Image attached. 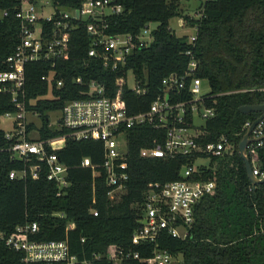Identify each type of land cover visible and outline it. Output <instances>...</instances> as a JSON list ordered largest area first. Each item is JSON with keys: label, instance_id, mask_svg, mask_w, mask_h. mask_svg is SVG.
I'll use <instances>...</instances> for the list:
<instances>
[{"label": "trees", "instance_id": "16d2710c", "mask_svg": "<svg viewBox=\"0 0 264 264\" xmlns=\"http://www.w3.org/2000/svg\"><path fill=\"white\" fill-rule=\"evenodd\" d=\"M111 1L121 6L122 12L104 18L106 34L136 36L146 24L154 23L152 42L132 53L116 70H106L100 59L88 56L92 44L86 31L88 21H73L67 59L56 62L54 68L49 62L25 67L26 108L36 112L41 120L40 125L30 123L28 130L38 131L40 139L67 135L68 131L50 125L49 114L58 113L68 101L82 98L86 84L92 81L101 84L106 97L116 99L128 115L145 112L159 94L163 80L170 74L184 72L189 62L186 52L192 50L198 61L195 76L209 85L213 97L204 104L214 110L197 141L206 145L224 136L233 151L211 158L207 168L200 169V177L193 176V180L214 181L216 188L195 208L187 237L174 239L163 234L156 245L171 254L175 264H264V183L252 188L238 152L244 124L259 116L242 114L239 109L264 105V0H214L204 4L199 18L185 14L181 7L182 2L189 4L192 0ZM81 2L54 0L62 11L76 9ZM18 5V0H0V72L8 69L6 59L19 42V23L14 17ZM4 11L8 12L6 17L1 16ZM174 18H180L189 28L196 26L194 48L186 37L176 36L169 28V21ZM49 71L55 72L50 97L46 96L49 86L42 80ZM128 72L144 94L136 95L130 90ZM58 81L62 84L57 87ZM14 110L11 95L0 90V121L3 114ZM187 121L192 123L190 115ZM165 133L164 129L148 125L127 130L129 180L125 192L113 202L107 196L105 174L98 168L103 161L100 142L67 138L61 149H46L68 168L69 186L60 190L56 183L47 180L44 165L37 180L29 175L22 180L9 179V173L20 171L24 163L11 159L9 142L0 128V235L8 236L16 227L34 223L37 231L30 239L37 243L65 242L69 254L76 257L75 264H111L97 256L117 249L138 254L140 259L151 257L155 244L131 242L140 225L147 185L179 180L183 167L193 161L139 156L141 149L162 145ZM257 155L256 165L264 173V141L257 148ZM84 159L97 167L95 178L90 168L79 166ZM34 162L32 158L27 166ZM23 256L0 239V264H25ZM121 264L144 263L129 258Z\"/></svg>", "mask_w": 264, "mask_h": 264}, {"label": "built area", "instance_id": "2783aa9c", "mask_svg": "<svg viewBox=\"0 0 264 264\" xmlns=\"http://www.w3.org/2000/svg\"><path fill=\"white\" fill-rule=\"evenodd\" d=\"M19 5L14 8V17L19 23V42L12 54L6 59L7 70L0 72V90L11 95V102L15 110L3 114L1 119L7 121L9 130L4 131L5 139L9 142L7 151L11 159L24 163L20 171H11L10 180H22L29 175L33 180L39 178L41 165L47 168V180L56 183L60 190L66 189L69 184L66 179L68 168L50 150L61 149L67 138L75 141L100 142L103 148V161L98 168L105 174L106 186L109 188L107 196L111 201H117L126 190L129 180L127 163L126 132L136 126H152L156 130L166 131L162 145L153 148H144L139 156L144 159H193L192 164L186 165L181 171V178L166 183H149L144 192L139 228L131 238L133 245L146 243L155 244L151 257L140 259L138 254L124 253L114 250L97 258H105L111 264H121L124 260L132 258L144 264H175V258L166 250H161L156 241L163 234L174 239H185L188 229L194 220V210L206 195L214 192V181L193 180V176L200 177V169L207 168L198 161H209L211 158L230 154L233 147L224 136L217 142L201 145L198 143L199 135L190 137L186 131L193 126V119L198 116L204 121L214 116V110L205 106V101L212 99L210 94L203 95L201 87L204 83L197 78L198 61L195 60L192 50L186 52L189 62L180 75L170 74L162 82L159 94L145 112L128 115L120 107L116 99L106 97L105 89L101 84L89 82L83 97L68 101L54 120L50 119L51 126L68 131L67 135L52 139H40L38 131L28 130L30 123L41 124L39 115L26 108L25 94V67L31 63L49 62L54 68L56 62L64 61L69 57L68 42L69 31L73 28V21H88L86 31L92 37L88 56L98 58L104 69L116 70L124 64L132 53L147 47L152 42L151 24H146L136 35L106 34L107 26L104 18L118 15L122 12L119 5H113L111 0H82L76 9L62 11L54 0H18ZM193 1V0H192ZM199 2L196 12L197 18L201 16L204 4L214 0H197ZM191 2V1H190ZM190 2L188 9H190ZM49 12L45 13V8ZM8 12L1 13L6 17ZM99 21L100 24H95ZM179 28L186 26L180 19ZM194 34L187 38V43L194 48L196 41V26L191 28ZM55 72L49 71L42 80L49 86L46 96L52 94L50 88ZM81 83V80H77ZM58 81L56 86H61ZM136 95L144 94L135 83L130 88ZM175 93V94H174ZM210 93V92H209ZM174 95L179 96L176 100ZM188 95V98H185ZM33 104L30 103L29 105ZM192 117V123L187 117ZM246 122L243 131L249 128ZM190 126V127H188ZM264 136V119L254 128L249 138L259 139ZM156 144V140L153 141ZM262 141L250 143L246 147L245 155L249 157L252 175L257 179L263 177L257 167V148ZM35 159L31 166H27ZM81 168H90L92 177L96 176L97 167L89 159L81 161ZM254 188V187H252ZM58 195H61L59 191ZM73 225L68 228L71 229ZM37 231L36 224L18 226L8 235H0V239L9 249L24 254L25 264H75L76 257L69 254L65 242L37 243L30 237ZM89 264V263H86Z\"/></svg>", "mask_w": 264, "mask_h": 264}, {"label": "rangeland", "instance_id": "374dc122", "mask_svg": "<svg viewBox=\"0 0 264 264\" xmlns=\"http://www.w3.org/2000/svg\"><path fill=\"white\" fill-rule=\"evenodd\" d=\"M188 2H182L181 7L183 9V12L190 17L197 18L198 14L196 12V9L198 7L199 2L197 0H193L190 2V9L186 10ZM45 13L47 14L49 12L48 8H45ZM180 22V18H174L169 21V28L174 31L175 35L178 37H190L194 34L193 30L187 26H184L182 28H179L178 23ZM156 27V24H151L150 29H153ZM127 85L129 88H133L135 86L134 78L131 72L127 73ZM210 92L209 85L207 83H204L201 87V93L203 95H207ZM50 119H55L58 117V114L51 113L49 114ZM205 121L203 119H200L198 116H195L193 119V126L186 131V135L190 137H196L201 133V128L204 126ZM0 128L3 131H8L9 126L6 120L1 119L0 121ZM199 164H203L208 166V161H198ZM180 260V259H179ZM177 259V261H179Z\"/></svg>", "mask_w": 264, "mask_h": 264}, {"label": "water", "instance_id": "95a60500", "mask_svg": "<svg viewBox=\"0 0 264 264\" xmlns=\"http://www.w3.org/2000/svg\"><path fill=\"white\" fill-rule=\"evenodd\" d=\"M239 111L242 114H249V113H257L259 116L251 123L249 128L245 131L242 139L240 140L238 144V152L241 157V159L244 162V167L246 174L248 176V179L252 185V187L262 185L264 183V174L261 179H257L252 175L251 165L250 162L245 155L246 147L250 143L258 142V141H264V136L259 139H251L249 138L254 128L258 125L259 122H261L264 119V105H252V106H243L239 109Z\"/></svg>", "mask_w": 264, "mask_h": 264}]
</instances>
